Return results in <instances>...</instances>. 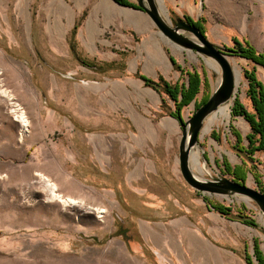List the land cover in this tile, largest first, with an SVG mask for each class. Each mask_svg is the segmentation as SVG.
<instances>
[{
  "label": "rangeland",
  "instance_id": "obj_1",
  "mask_svg": "<svg viewBox=\"0 0 264 264\" xmlns=\"http://www.w3.org/2000/svg\"><path fill=\"white\" fill-rule=\"evenodd\" d=\"M11 1L0 0V264L5 261L23 264H136L135 250L130 244L126 225L123 223L125 218L121 213L104 210L102 216H99L94 210H91L93 213H86L77 207L65 206L48 195V188L40 182L38 174L47 177L44 174L46 173L53 177L65 195L84 198L91 204L109 209L106 198L107 191L110 193L112 189V180L110 175L99 170L103 166V170L107 172L108 165L76 162L81 156L79 147H74L77 142L74 145L71 141L76 138L73 136L76 131L74 125L82 127L89 134H103L110 142L112 131L107 128L111 127L114 118V121H119L120 136L129 141L130 132L126 130V124L132 122L130 109L147 119H155L153 113L158 107H162L165 112L172 106L175 108L168 95H162L146 85L137 75L138 72L154 80L163 72L171 84H187L190 73L197 72L201 75V91L182 110L184 120L189 119L197 105L215 91L220 73L208 67L207 56L175 47L163 40L152 23V35L162 45L170 63V70L153 66L149 62L151 52L159 57L153 48L154 45H159L151 43L152 39L146 40L150 34L136 29L134 49L129 52L123 50L126 48V41L120 39L119 76L114 81L119 82V91L125 96L120 99H83L89 108L88 114L79 115L73 109L74 106H79V100L70 96L69 88V91L64 92V85L69 87L70 83L64 82V78L58 74V71L64 72V67L56 68V75L59 77L56 91L52 95L39 91L33 84L28 63L46 61L47 50L41 46L39 51L30 33V25L24 23L22 14L15 9L14 3H9ZM42 1L32 0L26 13L30 11L36 14L41 11ZM158 4L163 16L171 20L172 24L176 23L178 17L188 21L189 17L200 21L209 40L212 41L217 36L219 39L214 43L219 46L237 50V40L242 45H250L258 53L264 54V0H165L163 5L167 12L162 9V3ZM135 10L139 23L143 20L139 16L141 10ZM33 33L35 34V28ZM34 39L37 43L36 34ZM74 45L83 54L86 53V47L81 43L74 42ZM170 56L176 59L177 65L171 62ZM227 56L243 75L242 83L237 93L235 92L230 119L213 125L206 134L202 130L200 145L194 150H199L205 156V167L214 175L237 180L231 171L245 172L243 181L264 192V152L257 151L249 156L240 153L241 150H247V135L252 128L243 116L233 114L237 101L248 112H255L248 94L247 75L255 69L258 78L264 83V67L235 53H228ZM127 59L129 65H124ZM86 60L90 65L97 62L87 57ZM86 68L96 70L88 66ZM176 76H179L177 82ZM139 81L141 90L136 88ZM99 85L103 86L105 95L112 90L111 81L109 84ZM152 94L157 97V102L153 100ZM15 104L18 105L17 113L14 112ZM22 111L26 113L29 121L27 132L22 130L21 123L17 120V115ZM101 123L102 127L99 125ZM230 152L236 156L235 161L232 160ZM201 161L203 162L202 157ZM228 168L231 171H227ZM193 169L207 175L206 171L200 172L194 167ZM59 171L62 176L68 174L72 178L66 180L60 177ZM251 177L253 181L249 184ZM212 202H221L217 204L243 210L244 213L241 211L239 214L256 221L259 225L256 229L260 234L258 245L264 255V215L255 203L240 196L219 197ZM232 215L238 216L233 211Z\"/></svg>",
  "mask_w": 264,
  "mask_h": 264
},
{
  "label": "crops",
  "instance_id": "obj_2",
  "mask_svg": "<svg viewBox=\"0 0 264 264\" xmlns=\"http://www.w3.org/2000/svg\"><path fill=\"white\" fill-rule=\"evenodd\" d=\"M31 1L12 0L9 3H14L24 23L30 25V33L39 51L41 46L47 50L46 61L28 63L32 82L39 91L52 95L56 91L57 77L64 78V82L70 83L69 87L64 85V92L69 88L70 96L79 100V106L73 108L79 115L88 114L89 108L83 99H120L125 96L119 91V82L114 81L119 76L120 39L126 41L123 50L129 52L135 47L137 29L150 34L146 40L152 39L151 43H157L163 49L152 35L154 22L142 9L138 10H141L139 16L143 20L138 23L135 8L120 5L115 0H43L41 11L36 14L28 11L27 14ZM157 34L179 47L163 36L159 29ZM216 37H213V42L218 41ZM74 42L85 46L86 53L76 48ZM164 55L165 58L156 57L151 52L149 62L170 70L165 52ZM86 57L97 61L88 66L96 70L87 69V65L83 67L85 64L82 61H87ZM171 58L176 61L173 56ZM126 64L129 65L128 59L124 62ZM60 67L65 69L64 72L58 71L57 76L56 68ZM161 75L169 81L163 72ZM110 81L112 90L105 95L103 86L99 84H109ZM177 81L179 76L175 77ZM136 88L141 90V81L136 83ZM152 97L157 102V97L153 94ZM174 109L172 106L165 112L158 107L153 113L155 119H147L130 109L132 122L126 124V130L130 132L129 141L120 136V124L114 118L111 127L107 128L112 131L110 142L103 134H89L74 125L76 131L73 136L76 138L71 141L74 145L77 142L74 147H79L81 156L76 162L108 165L107 172L103 166L99 170L110 175L112 180V189L110 193L107 191L106 198L109 209L91 204L84 198L65 195L53 177L42 173L56 184L63 196L80 199L87 208L81 210L86 213H93L96 210L93 208L97 207L121 213L130 244L135 250L136 264H140L141 260L142 264H248V257L253 264H259L254 256L255 240L260 239L258 227L244 222L239 216L243 210L232 208L238 216L221 214L213 207L221 202L212 201L230 196L204 194L183 178L178 157L182 128L179 119L171 114ZM183 114L182 111V118L185 119ZM99 125L102 127L103 123ZM61 171L58 173L60 177L66 180L72 178L68 174L62 176Z\"/></svg>",
  "mask_w": 264,
  "mask_h": 264
},
{
  "label": "water",
  "instance_id": "obj_3",
  "mask_svg": "<svg viewBox=\"0 0 264 264\" xmlns=\"http://www.w3.org/2000/svg\"><path fill=\"white\" fill-rule=\"evenodd\" d=\"M139 7L152 19L161 34L175 45L197 51L198 53L216 60L221 67L219 83L209 99L196 108L193 115L184 120L179 119L182 128V138L179 147L180 170L185 181L194 189L204 194H221L225 196H242L253 201L264 215V192L250 187L244 181H237L222 175H214L205 167V156L202 154L203 164L207 176L194 171L191 163L192 152L200 145V135L206 118L221 104L230 100L235 93L236 75L227 54L236 52L234 49L222 47L202 32L201 28L185 18H176L172 24L163 16L157 0H137ZM264 232V231H263Z\"/></svg>",
  "mask_w": 264,
  "mask_h": 264
},
{
  "label": "trees",
  "instance_id": "obj_4",
  "mask_svg": "<svg viewBox=\"0 0 264 264\" xmlns=\"http://www.w3.org/2000/svg\"><path fill=\"white\" fill-rule=\"evenodd\" d=\"M120 5L132 7L135 9H141L137 2L131 0H115ZM189 21L198 27L201 28L202 32L205 33L203 26L200 21H194L188 17ZM237 45V50L234 52L239 56H243L254 63L261 65L264 67V54L258 53L256 49L250 45H242L241 42L235 41ZM174 65H177L176 61L171 58ZM85 65L91 66L87 61H82ZM139 78H141L146 85L153 87L158 93L168 95L171 100L175 104V109L172 111V116L180 119L182 117V110L188 106L193 100L196 99L197 95L201 91V86L203 83L202 77L199 73L194 72L189 74L188 83H176L171 84L168 82L162 75L158 76L157 80H154L146 75L141 73H137ZM249 79V90L248 94L253 101V105L255 108V112H248L243 104L240 102H236L233 107L234 116H243L251 125L252 131L247 135V139L249 141V145L247 150H241L240 153H246V155H253L257 151L264 152V83L260 81L256 74V70L248 72L247 75ZM206 98L202 103L197 105V108L203 105L207 100ZM163 98V102H164ZM227 171H231L229 168ZM236 177L237 181H243L245 178V172L240 173L239 170L231 171ZM230 172V173H231ZM213 207L225 216L232 215V208L225 206L223 204H214ZM239 216L244 220L245 223L258 227V224L255 220L244 217L242 214ZM255 256L259 262V264H264V255L260 250L258 245V240H255ZM248 264H253L252 259L250 257L247 258Z\"/></svg>",
  "mask_w": 264,
  "mask_h": 264
},
{
  "label": "bare ground",
  "instance_id": "obj_5",
  "mask_svg": "<svg viewBox=\"0 0 264 264\" xmlns=\"http://www.w3.org/2000/svg\"><path fill=\"white\" fill-rule=\"evenodd\" d=\"M158 2L162 3V9L164 10V12H167L166 7H164V5H163L165 0H158ZM153 48H154V51L156 52L157 56H159L161 58L162 57L165 58L164 52H163V50L161 49L160 46H153ZM227 59L232 64V62L230 61L228 56H227ZM206 63L208 65V67H210L214 71H216V72L221 74V67H220L219 63L216 60L208 57V58H206ZM232 66L234 68L235 75H236V88H235V92H236L238 87L242 83L243 75H242L241 71L236 68L235 65L232 64ZM0 73H1V71H0ZM6 94H8V93L6 92ZM234 98H235V93H234V96L230 100H228L227 102L221 104L215 111H213L206 118L205 123H204V127L202 129L205 134L208 133L212 129L213 125H215V124H217L219 122L228 121L230 119ZM11 104H13V102H11ZM14 107H15L14 112L18 111V105L15 104ZM17 120L21 123L22 130L27 132L28 131L29 121H28L27 115H26V113L24 111H22L20 114L17 115ZM201 156L202 155H201V152L199 150H196V151L194 150L192 152L191 163H192V166L194 168H196L200 172H204L206 170H205L203 162L201 161ZM230 156H231L233 161L236 160V156L232 152H230ZM38 175H39L40 182L41 183L43 182V184L46 185V187L48 188V195H50L53 200L61 201L65 206L71 205L72 207H77L78 209H83V207L85 209H87L84 206V204H82L79 201L80 199L77 200V199L72 198V197H64L62 194H60L58 192L57 186H56V184L54 182H52L51 180H49L47 177H45L42 174H38ZM252 181L253 180H252V177H251L250 180H249V184H251ZM93 209H96L94 211H96L99 214V216H102V212H104V209H101L99 207L93 208ZM84 212H86V211H84ZM2 264H23V263H18L16 261L14 263H11L9 261H5Z\"/></svg>",
  "mask_w": 264,
  "mask_h": 264
}]
</instances>
